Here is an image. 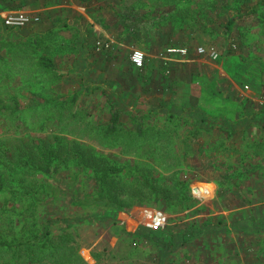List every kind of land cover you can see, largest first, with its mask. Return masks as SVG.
Here are the masks:
<instances>
[{
  "label": "rangeland",
  "instance_id": "374dc122",
  "mask_svg": "<svg viewBox=\"0 0 264 264\" xmlns=\"http://www.w3.org/2000/svg\"><path fill=\"white\" fill-rule=\"evenodd\" d=\"M226 1V22L236 8L241 12L235 33L230 36L243 38L247 29L264 23V0ZM256 4L263 11L261 23L255 21L257 15L247 14ZM18 41L0 42V104L12 105L16 100L21 106H27L37 96L38 100L47 99L50 105L40 107L36 113L25 112V125L19 131L6 121L0 128L1 149H18L20 153L27 150L32 156L41 146L60 147V160H64L65 154L71 157L77 153L71 148L81 144L93 150L97 166L105 160L117 167L127 163V170L137 175L134 167L138 165V175H149L155 183L164 186L167 177L177 171L188 183L191 205L188 210L175 213L169 204L155 207L150 202L138 201L109 218L103 208L75 204V195H91L96 191L97 180L92 169L77 164L72 157L59 163L56 178L24 174L21 170L13 173L1 167L5 186L0 192V240L18 244L33 231H48L54 237L70 233L87 264H264V161L249 159L241 145L233 144L229 150L225 149L223 143L219 144L218 130L203 120L211 111L248 104L243 94L236 100L233 96L219 100L204 95L200 86L191 87L180 80L185 77L182 72L187 55L175 56L180 59L178 64L183 65V70L172 87L168 85L166 94L177 89L178 104L188 109L154 113L149 107L156 106L159 99L153 98L152 105L142 103L141 106L137 82L120 80L117 83L123 84L122 87L116 88L114 84L113 88L111 82L94 81L85 72L46 73L37 66L39 55L31 53V46L24 41L19 38ZM234 42L240 43V38ZM227 45L223 54L233 51L232 45ZM171 47L163 51L161 59L168 58L165 53ZM135 50L144 53L138 48L129 49L130 62ZM259 53L264 60V49ZM245 59L250 60L249 56ZM226 62L241 65L233 58ZM225 70L233 77L235 67L227 64ZM167 71L169 76L173 74L169 65ZM210 74L213 75L212 71ZM239 75L249 80L246 75ZM248 85L242 86L244 92L250 89ZM72 98L74 102H70ZM165 98L168 97L163 95L162 99ZM63 100L67 105L58 122L59 111L54 104ZM109 102L121 110V119L115 140L98 138L103 147L93 130L109 122ZM234 114L239 115L235 111ZM138 124L145 134L142 137L136 133ZM177 160L179 163L175 165ZM211 184L213 188L208 190L211 196H203L200 189ZM32 203L34 210L29 209ZM156 212L165 217L159 228L152 225ZM208 223L213 227L205 228ZM176 233L180 235L173 236Z\"/></svg>",
  "mask_w": 264,
  "mask_h": 264
},
{
  "label": "crops",
  "instance_id": "0c3cea01",
  "mask_svg": "<svg viewBox=\"0 0 264 264\" xmlns=\"http://www.w3.org/2000/svg\"><path fill=\"white\" fill-rule=\"evenodd\" d=\"M227 4L226 0H0L1 22L4 16L15 11L40 19L23 28H8L0 22V42L20 43L19 38L39 57H49L59 74L85 72L90 79L106 80L116 88L122 87L123 84L117 83L120 80L135 81L137 90L141 91V106L152 105L153 98L159 99L156 106L149 107L154 113L171 109L186 112L188 109L178 104L177 89L166 94L168 85L172 87L183 70V65L178 64L180 59L174 58L179 55L161 59L167 47H186L188 54L182 72L185 77L180 80L191 87L200 86V91L210 98L223 100L233 96L236 100L243 94L248 102L237 108L217 109L225 115L218 122L211 121L209 116L203 119L211 124L210 128L218 130L219 144L223 143L227 150L230 145H241L249 159L264 161V101L260 99L264 98V60L259 53L264 49V23L247 29L243 38L230 36L241 12L236 8L226 22ZM257 4L249 8L247 14L257 15L254 19L261 23L263 11ZM232 19L234 25L228 27ZM238 38L241 42H234ZM98 41L110 42L111 47L98 49ZM227 43L232 45L233 51L223 54ZM211 46L220 51L217 60L198 53V48ZM131 48L141 49L146 54L142 68L133 67L130 62ZM248 56L250 60L245 59ZM229 58L238 60L240 67L234 62L227 63ZM226 63L235 67L233 77L227 74ZM168 65L173 72L171 76L166 72ZM239 74L246 75L249 80ZM248 84L251 87L244 92L242 86L245 88ZM163 95L168 98L162 99Z\"/></svg>",
  "mask_w": 264,
  "mask_h": 264
},
{
  "label": "trees",
  "instance_id": "16d2710c",
  "mask_svg": "<svg viewBox=\"0 0 264 264\" xmlns=\"http://www.w3.org/2000/svg\"><path fill=\"white\" fill-rule=\"evenodd\" d=\"M233 25L234 20L232 19L228 27H232ZM31 53L36 54L33 49ZM37 66L46 73H57L54 63L47 56H40L37 59ZM74 100L75 98H72L70 102H74ZM33 101V104L27 106H21L16 100L12 101V105L0 104V128H2V125L6 121H9L12 123V128L19 131L25 125V115L27 114L25 112L36 113L40 107L49 108L50 104L44 97L38 100L37 96H34ZM109 104V122L93 130L95 138L103 141L107 139L108 141L115 140L120 124V111L118 107L112 103ZM66 105L67 101L65 100L61 101L60 104H54L59 111L58 122H60L64 115ZM208 116L213 122H218L221 118L225 117L220 110L213 111ZM174 117H179V115H175ZM143 132L141 125L138 124L136 129L137 135L142 137L145 135ZM99 139L98 141L101 146L105 147ZM71 149L77 152L71 156L74 158L73 160H76L77 164H83V167L92 169L97 180L96 191L91 195L80 196L75 193L77 194V196L75 195V204L82 205L83 207L89 205L103 208L106 213L104 215L109 218L116 216L119 211L131 208L138 201L141 203L144 201L150 202L155 207H164L166 204H169L172 207L171 210L175 213H181L190 208L188 183L186 180H182L181 176H179L180 173H177V171L167 177L166 186H164L160 182L159 184L155 183V180L149 175H144V177L138 175V165L134 167L137 173V175H134L131 171L127 170L129 167L127 163L117 167L108 164L105 160L103 164L97 166L98 162L92 156L94 155L93 150L84 148L81 144ZM29 153L27 150L20 153L18 149L13 150L8 148L3 150L0 148V192L3 191L5 186L4 172L1 167L5 171L12 170L13 173L21 170L24 174L37 173L47 178H56L55 175L60 168L59 163L62 164L70 157L67 153L65 154V159L60 160V147L47 148L41 146L36 150V154L30 156ZM70 160L66 161V163ZM178 163L179 160L175 162V165ZM225 179L227 180V178ZM111 183L113 187H109ZM129 183L132 184L130 185ZM35 186L39 185L35 183ZM39 187H44V185H40ZM48 187L55 189L50 185ZM211 188H213L212 184L201 188L203 196L210 197L211 194L208 190ZM29 209L34 210L35 204L32 203ZM205 226L207 229L213 227L211 223L205 224ZM178 235L180 234H173V236ZM169 245L172 246L171 241H169ZM95 257L97 256L95 255ZM49 262L52 264H87L79 254L78 247L75 245V238L70 233L54 237L48 231L44 233L33 231L24 242L18 244L0 240V264H49Z\"/></svg>",
  "mask_w": 264,
  "mask_h": 264
},
{
  "label": "built area",
  "instance_id": "2783aa9c",
  "mask_svg": "<svg viewBox=\"0 0 264 264\" xmlns=\"http://www.w3.org/2000/svg\"><path fill=\"white\" fill-rule=\"evenodd\" d=\"M129 1V0H125ZM38 16H33L29 13L22 11L10 12L3 17L2 23L8 28H23L32 22H39ZM98 49H109L111 47L110 42H96ZM188 53L187 49L184 47H171L166 50L165 55H179L186 56ZM198 53L201 55H206L212 60H217L219 58V53L214 47H200L198 48ZM131 62L136 68H142L145 63V54L142 51L135 50L131 55ZM164 215L160 212H156L153 215L152 225L154 228H159L164 222Z\"/></svg>",
  "mask_w": 264,
  "mask_h": 264
}]
</instances>
